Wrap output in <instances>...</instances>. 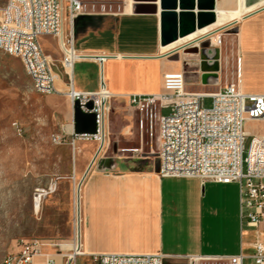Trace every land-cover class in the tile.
<instances>
[{"label": "crops", "instance_id": "0c3cea01", "mask_svg": "<svg viewBox=\"0 0 264 264\" xmlns=\"http://www.w3.org/2000/svg\"><path fill=\"white\" fill-rule=\"evenodd\" d=\"M240 2L248 11L240 18L217 25L206 35L216 44L217 35L234 31L231 33L233 58L223 50L212 48L213 44L204 45V51L195 53L200 54L201 70H195L196 74L188 68V61L179 56L180 47L169 52L162 50L165 45H162L160 11L134 13L127 11L128 3L120 13H82L72 27L66 26L73 31L75 49L86 56L75 63L79 66L78 80L75 69L72 74L62 73L53 60L52 67L62 76L57 85L62 93L58 94L67 97L73 108L63 130L74 146V179L82 180L81 242L90 257L102 253L162 254L164 264H178L177 261L191 258L218 259L240 253L251 259L256 228L242 218L239 185L160 176L158 161L145 148V133L150 131V126L154 129L159 115L150 118L144 109L127 112L129 107L120 98L151 85L155 80L151 71L155 67L160 68L161 91L166 73L188 72V87H199L188 91L215 92L235 84L246 94H264V0H215L216 13L219 7L235 8ZM53 39L60 51L57 39ZM210 48L216 52L208 53ZM185 53L189 52L185 50ZM101 55L108 56L102 65L97 58ZM64 73L69 82L72 80L74 87L83 92L99 91L103 77L114 95L109 104L114 106L116 123H120L119 133L127 135L128 140L138 139L139 146L119 148L109 155L106 146L101 148L97 140L77 137L74 106L66 94L69 82ZM116 96L123 102H115ZM111 123L107 113V131ZM245 131L249 137L264 135V119L247 120ZM57 260L64 261L59 256Z\"/></svg>", "mask_w": 264, "mask_h": 264}, {"label": "built area", "instance_id": "2783aa9c", "mask_svg": "<svg viewBox=\"0 0 264 264\" xmlns=\"http://www.w3.org/2000/svg\"><path fill=\"white\" fill-rule=\"evenodd\" d=\"M87 0H8L0 6V50L24 59L38 77L36 91L58 94L62 91L57 81L61 74L52 67L40 39H57L66 62L86 56L74 46L73 26L76 17L87 10ZM105 4V3H104ZM117 13V12H113ZM223 35L214 39L221 45ZM213 43V41L211 40ZM82 55V56H77ZM79 57V58H78ZM100 64L107 55L97 56ZM66 94L74 105L80 101L82 109L96 114V134H76L85 140H98L101 148L107 133L109 101L114 95L101 78L97 92H83L68 83ZM106 90L104 95L102 91ZM212 98L206 107L204 100ZM132 109L147 110L150 118L157 116L156 103L161 109H170L159 115L158 174L162 177L199 178L202 181L237 183L240 190L241 215L256 228L252 242L251 264H264V135L251 137L245 131L247 120L264 119V94H246L235 84H228L215 92L188 91L182 72L166 73L160 93H131L121 95ZM92 102V108L88 104ZM62 136H55L61 142ZM47 195L48 190H39ZM44 195V196H45ZM74 237L71 242L32 237L18 242V250L9 253L6 264H74L87 254L81 242V208L75 209ZM66 249V250H65ZM57 256L64 259L59 263ZM248 256L218 258L228 264H244ZM95 264H164L162 254L126 255L91 254ZM200 258H191L197 260Z\"/></svg>", "mask_w": 264, "mask_h": 264}, {"label": "rangeland", "instance_id": "374dc122", "mask_svg": "<svg viewBox=\"0 0 264 264\" xmlns=\"http://www.w3.org/2000/svg\"><path fill=\"white\" fill-rule=\"evenodd\" d=\"M7 1L0 0V6ZM87 1L88 11L120 13L133 0ZM130 10L132 11L129 5L127 11ZM216 26L210 32L214 31ZM233 32L227 31L223 35L221 45L213 44L209 39L202 41L201 38L180 47L178 54L188 61L187 66L194 73L195 70H200V54L185 53V50L198 48L202 52L205 50L203 45L213 44L212 48L223 50L233 58ZM41 44L62 73L66 71L72 74V70L64 66V56L58 50L53 37H43ZM215 52L216 49L208 50L210 54ZM74 69L78 80L79 66L75 64ZM151 72L155 77L154 82L132 93L161 92L160 68L155 67ZM64 75L65 80L69 82V77L65 73ZM184 76L187 80L188 72H184ZM56 81L57 85H60L59 81ZM198 88L196 85L188 87L186 84V90ZM114 101L123 102L117 96ZM212 101V98L206 97L205 106L210 107ZM112 108L114 106L110 102L108 114L112 123L104 140V147L109 150V155L119 148L130 149L140 144L138 139L128 140L127 135L119 133L120 123H116ZM72 110L71 102L63 94L38 93L21 59L0 50V264H4L9 253L18 250V242L23 239L42 237L63 239L67 242L73 240L76 195L78 189H82V180L79 177L74 179V146L63 130L69 123ZM133 111L130 107L127 109V112ZM169 112L170 109H161L160 102L156 103L157 115ZM150 128V131L145 133V148L150 150L153 159L158 161L159 117L155 118L154 129L151 126ZM55 136H62L61 142H55ZM98 143L101 144L99 141ZM44 189L49 193H43L37 208L36 196L40 194L39 190ZM252 261L246 259L244 264H250ZM177 263L228 264L220 259H186ZM74 264L95 263L86 254L78 257Z\"/></svg>", "mask_w": 264, "mask_h": 264}, {"label": "water", "instance_id": "95a60500", "mask_svg": "<svg viewBox=\"0 0 264 264\" xmlns=\"http://www.w3.org/2000/svg\"><path fill=\"white\" fill-rule=\"evenodd\" d=\"M158 0L137 1L133 4L134 13H158L163 11L161 16L162 23V44L176 40L181 34H187L198 27H204L213 23L216 14L215 0ZM182 12L179 14L178 10ZM198 9V14L194 10ZM189 53H198V48L188 49ZM92 102L88 108H92ZM74 128L77 134H96L98 132L97 118L95 113L86 112L82 109L80 101L74 102Z\"/></svg>", "mask_w": 264, "mask_h": 264}, {"label": "bare ground", "instance_id": "6f19581e", "mask_svg": "<svg viewBox=\"0 0 264 264\" xmlns=\"http://www.w3.org/2000/svg\"><path fill=\"white\" fill-rule=\"evenodd\" d=\"M137 1H149V0H133V1L129 2V5H131L133 2L135 3ZM240 1H242V0H240ZM157 4L160 5V0H158ZM130 8H131V6H130ZM246 11H248V8H246L242 2H240V4L235 8L224 9V8L219 7L217 9V13H216V9L213 11L216 14V19L213 23H211L207 26H204V27H198L194 31L189 32L187 34H181L180 36H178V38L176 40L168 43V45L163 46L162 50L164 52H169L171 50H174L176 48L183 46L186 43H189V42L195 41L199 38H202L203 36L210 34L211 33L210 30H212L214 26L225 24L230 19L240 18ZM162 12L163 11L160 9L161 16H162ZM181 12H182V10L179 9L178 13L180 14ZM193 12L195 15L198 14V9H195ZM13 55L16 57H19L16 54H13ZM77 56H82V55H77ZM19 58L23 62V65H24L27 73L29 74V76L33 80V83L35 86L36 84H38V77H36L35 74L33 73V68H31L29 65H27V63L24 62V59L22 57H19ZM65 67L69 68L73 72V59L66 62ZM35 88H36V86H35ZM102 93H104V95H105L107 93V91L103 89ZM41 192H42V190H41ZM42 195H43V193H40L38 196H36L37 197V199H36L37 208L39 207V204L41 202V196ZM76 197H77L76 209L78 210L80 208V189H78ZM8 256L5 258L4 264H6V259L8 258Z\"/></svg>", "mask_w": 264, "mask_h": 264}, {"label": "flooded vegetation", "instance_id": "af4514ba", "mask_svg": "<svg viewBox=\"0 0 264 264\" xmlns=\"http://www.w3.org/2000/svg\"><path fill=\"white\" fill-rule=\"evenodd\" d=\"M203 40L202 41H204V40H206V39H210V36H205V37H203L202 38ZM204 46V45H203ZM205 47V46H204Z\"/></svg>", "mask_w": 264, "mask_h": 264}]
</instances>
